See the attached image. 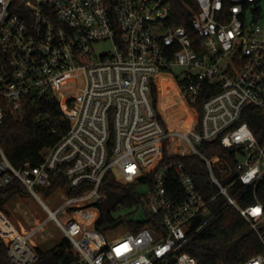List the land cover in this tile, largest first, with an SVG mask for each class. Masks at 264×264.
<instances>
[{
    "label": "built area",
    "instance_id": "1",
    "mask_svg": "<svg viewBox=\"0 0 264 264\" xmlns=\"http://www.w3.org/2000/svg\"><path fill=\"white\" fill-rule=\"evenodd\" d=\"M175 1L183 0H0V128L7 110L54 99L70 120L41 163L17 167L0 146V189L20 183L48 213L27 229L0 210L12 263L39 259L34 237L54 220L80 264H199L182 249L194 222L209 220L221 197L263 247L243 264H264V203L257 197L244 206L231 193L237 182L256 190L264 181V10L257 11L259 0H194L189 26L175 27ZM105 43L111 49L98 52ZM176 67L184 68L178 88L194 122L172 128L155 108L153 90L161 74L175 77ZM216 141L235 155L237 174L227 184L215 173L220 156L201 150ZM186 156L202 161L209 189L200 190L176 160ZM59 170L85 191L51 192L52 209L40 189L52 186ZM110 172L148 188L145 213L161 214L162 228L112 241L97 228ZM170 175L181 185L179 201L167 187Z\"/></svg>",
    "mask_w": 264,
    "mask_h": 264
},
{
    "label": "trees",
    "instance_id": "2",
    "mask_svg": "<svg viewBox=\"0 0 264 264\" xmlns=\"http://www.w3.org/2000/svg\"><path fill=\"white\" fill-rule=\"evenodd\" d=\"M187 4L194 11H198L194 0L175 1L169 18L172 26H189L191 14ZM257 7V11L261 10L264 7V0H259ZM174 74L178 84L182 86L183 81L180 74L175 72ZM159 88L160 97L159 89L154 87L153 104L158 111L162 112L170 127H186L193 124V112L187 108L180 96L178 101L184 105V111H188L189 114L187 113L188 115L184 117L181 125L172 121V116L169 114L170 107L167 103L169 96L175 97V92L161 82H159ZM209 95L204 93V99ZM248 122L255 128V119H249ZM69 128L70 120L65 117L56 99L50 102L29 103L21 113L6 111L4 122L0 128V146L17 167L27 162L41 163L44 160L45 151L54 146L68 132ZM201 150L210 157L220 156L221 160L215 166V173L224 184L229 183L236 176L235 155L231 154L218 141L203 143ZM176 160L185 164L200 190L211 187L205 166L196 156L178 157ZM52 179V186L40 189L46 196L59 188L63 189L68 196H77L85 191V188L71 187L63 170L54 173ZM167 187L174 199L179 201L183 198L181 185L172 175L169 176ZM140 188L141 183L124 184L117 180L113 173H108L103 185V191L107 197L99 203L100 218L96 223L97 228L106 232L109 228L122 223H125L128 230L133 232L145 227L154 231L162 228V215L151 213L148 209L143 220L140 221L130 220L125 215L116 213L122 207H142L146 204V194ZM231 193L244 206L254 203L257 197L264 203V181L256 190L237 182L231 187ZM25 194H29V192L20 183L0 189V210L9 215L5 207L6 204L17 195ZM212 209L214 213L209 220H206L205 216H200L194 222V228L182 251L195 256L199 264H243L263 252L258 235L247 220L233 206L228 205L225 199L218 197L213 203ZM37 250L39 259L34 264H80L66 237L60 239L51 248L38 247ZM0 264H14L10 260L6 244L1 237Z\"/></svg>",
    "mask_w": 264,
    "mask_h": 264
},
{
    "label": "rangeland",
    "instance_id": "3",
    "mask_svg": "<svg viewBox=\"0 0 264 264\" xmlns=\"http://www.w3.org/2000/svg\"><path fill=\"white\" fill-rule=\"evenodd\" d=\"M264 10V7H263ZM109 50L111 49L110 44L105 43L97 46V51L100 52L102 50ZM184 68L183 67H176L174 72L177 74L182 75ZM175 75V74H174ZM162 84L166 85L171 91H174V96H169L168 100V107L169 114L172 116V121L177 124H182V120L186 115L189 114L188 111H184V105L179 102L180 92L178 90V83L176 78L174 77L173 80H170L168 76H161L158 78ZM178 95V96H177ZM160 97V94H159ZM160 99V98H159ZM159 101V100H158ZM186 105V104H185ZM159 107V102H158ZM188 113V114H187ZM191 125V124H190ZM143 192L148 191V188L145 186H141L140 188ZM45 201L51 206L52 209H55L53 203V197H48L44 195L43 197ZM6 209L8 210V217L10 220L17 226L25 227L30 229L36 226L39 221L46 220L48 213L42 208L41 204L31 194L25 195H17L12 200H10L6 204ZM3 211V210H2ZM5 213V212H4ZM117 214L125 215L128 219L134 221L143 220L145 210L142 206H133V207H122L119 209ZM130 230H128L125 223L119 224L116 227L109 228L106 232L109 233V240L112 241L113 239H117L120 237L125 236ZM64 237L62 231L56 226L54 220L48 221L42 229H40L36 236L34 237V241L39 245L41 248H51L54 246L60 239Z\"/></svg>",
    "mask_w": 264,
    "mask_h": 264
},
{
    "label": "crops",
    "instance_id": "4",
    "mask_svg": "<svg viewBox=\"0 0 264 264\" xmlns=\"http://www.w3.org/2000/svg\"><path fill=\"white\" fill-rule=\"evenodd\" d=\"M161 76H168V78L170 79V80H173L174 79V76L172 75V74H161L159 77H161ZM158 77V78H159ZM160 81H158V83H159ZM178 86V85H177ZM178 88V87H177ZM158 89H159V94H160V88H159V86H158ZM178 90H179V88H178ZM181 95V94H180ZM182 96V95H181Z\"/></svg>",
    "mask_w": 264,
    "mask_h": 264
}]
</instances>
